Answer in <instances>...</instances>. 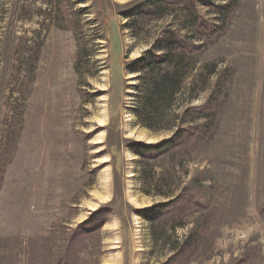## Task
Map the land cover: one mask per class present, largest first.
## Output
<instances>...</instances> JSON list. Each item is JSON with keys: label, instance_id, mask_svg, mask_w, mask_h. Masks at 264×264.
<instances>
[{"label": "rangeland", "instance_id": "1", "mask_svg": "<svg viewBox=\"0 0 264 264\" xmlns=\"http://www.w3.org/2000/svg\"><path fill=\"white\" fill-rule=\"evenodd\" d=\"M0 264H264V0H0Z\"/></svg>", "mask_w": 264, "mask_h": 264}, {"label": "trees", "instance_id": "2", "mask_svg": "<svg viewBox=\"0 0 264 264\" xmlns=\"http://www.w3.org/2000/svg\"><path fill=\"white\" fill-rule=\"evenodd\" d=\"M207 1V0H206ZM161 41H163V42H169V44H173V42H178V40L176 39V40H174V39H169V38H164V39H161ZM152 56V55H151ZM153 57V56H152ZM163 58H164V56L162 55V57L161 56H157L156 58H155V60L156 61H162L163 60ZM151 58H147V61H149ZM142 61H144V60H142ZM147 61H145V62H147ZM173 85H174V83L171 81V84L170 85H168V83H166V84H163V86H162V88H161V91H158L159 93H160V95L162 96L163 94H164V96H167L171 91H172V88H173ZM174 141V139H167L166 141H164V143L165 142H173ZM164 143H162V144H144V143H137V145L139 146L135 151L137 152V153H139V154H141V153H143V150H149V149H152V148H160V147H163L164 146Z\"/></svg>", "mask_w": 264, "mask_h": 264}]
</instances>
